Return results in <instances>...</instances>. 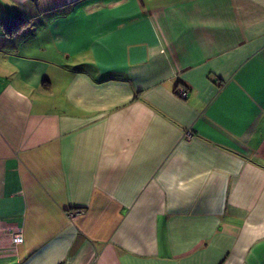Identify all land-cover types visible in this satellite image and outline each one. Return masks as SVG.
I'll return each mask as SVG.
<instances>
[{
    "label": "crops",
    "instance_id": "obj_1",
    "mask_svg": "<svg viewBox=\"0 0 264 264\" xmlns=\"http://www.w3.org/2000/svg\"><path fill=\"white\" fill-rule=\"evenodd\" d=\"M0 264H264V0H0Z\"/></svg>",
    "mask_w": 264,
    "mask_h": 264
},
{
    "label": "built area",
    "instance_id": "obj_2",
    "mask_svg": "<svg viewBox=\"0 0 264 264\" xmlns=\"http://www.w3.org/2000/svg\"><path fill=\"white\" fill-rule=\"evenodd\" d=\"M187 93V89L185 86L178 84L176 86V94L180 97H185ZM187 136H190L189 131L186 134ZM10 241L15 245L23 241V237L20 232H15L10 236Z\"/></svg>",
    "mask_w": 264,
    "mask_h": 264
},
{
    "label": "trees",
    "instance_id": "obj_3",
    "mask_svg": "<svg viewBox=\"0 0 264 264\" xmlns=\"http://www.w3.org/2000/svg\"><path fill=\"white\" fill-rule=\"evenodd\" d=\"M175 91H176V87H175Z\"/></svg>",
    "mask_w": 264,
    "mask_h": 264
}]
</instances>
